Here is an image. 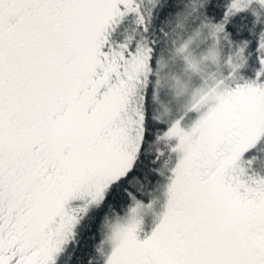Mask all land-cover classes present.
<instances>
[{"label": "snow or ice", "instance_id": "obj_1", "mask_svg": "<svg viewBox=\"0 0 264 264\" xmlns=\"http://www.w3.org/2000/svg\"><path fill=\"white\" fill-rule=\"evenodd\" d=\"M0 264H264V0H0Z\"/></svg>", "mask_w": 264, "mask_h": 264}]
</instances>
